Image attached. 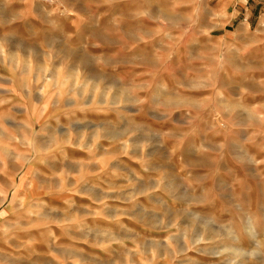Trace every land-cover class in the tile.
<instances>
[{
  "label": "rangeland",
  "instance_id": "1",
  "mask_svg": "<svg viewBox=\"0 0 264 264\" xmlns=\"http://www.w3.org/2000/svg\"><path fill=\"white\" fill-rule=\"evenodd\" d=\"M0 264H264V0H0Z\"/></svg>",
  "mask_w": 264,
  "mask_h": 264
}]
</instances>
